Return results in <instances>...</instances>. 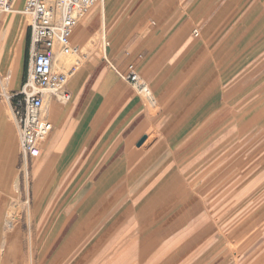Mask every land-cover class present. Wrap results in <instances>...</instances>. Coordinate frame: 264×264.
<instances>
[{
    "label": "crops",
    "instance_id": "obj_1",
    "mask_svg": "<svg viewBox=\"0 0 264 264\" xmlns=\"http://www.w3.org/2000/svg\"><path fill=\"white\" fill-rule=\"evenodd\" d=\"M18 9L0 26L1 71L27 19ZM98 30L112 66L98 49L68 81L70 100L50 99L52 130L30 163L38 264H237L238 226L258 223L238 209L264 179V0H102L71 41ZM10 114L0 94V210L19 181ZM22 263L18 225L0 234V264Z\"/></svg>",
    "mask_w": 264,
    "mask_h": 264
},
{
    "label": "built area",
    "instance_id": "obj_2",
    "mask_svg": "<svg viewBox=\"0 0 264 264\" xmlns=\"http://www.w3.org/2000/svg\"><path fill=\"white\" fill-rule=\"evenodd\" d=\"M18 1L21 2L20 12L29 17L25 20L28 34L26 72L21 86L7 94L6 101L10 104L19 144V181L15 192L21 186L28 193L30 163L52 130L45 112L47 104L51 98L60 102L70 100L67 83L91 55V52L84 51V46L72 43V29L92 6L102 0H0V25L4 15L15 10ZM194 34H197L196 30ZM97 45L102 49V61L111 67L105 54L107 40L103 33ZM62 57H71L73 61L70 64L62 62ZM3 79H9V75ZM127 80L145 100L154 103L150 88L137 71L131 69ZM28 202L27 197L21 203L12 204L4 220L5 229L13 227L23 211L21 206L27 209ZM28 236L29 246L30 234Z\"/></svg>",
    "mask_w": 264,
    "mask_h": 264
},
{
    "label": "rangeland",
    "instance_id": "obj_3",
    "mask_svg": "<svg viewBox=\"0 0 264 264\" xmlns=\"http://www.w3.org/2000/svg\"><path fill=\"white\" fill-rule=\"evenodd\" d=\"M22 16L25 17L24 14H22ZM97 20L99 23L98 17H97ZM25 25H26L25 21H23L21 36L15 42V49L12 52V56H11V59L9 60V64L6 65L4 70L2 71L0 70V74H1L0 75V94L4 98L5 101H6L7 94H11L12 90H17L12 85V79L16 77L17 64L15 63L14 65V62H12L11 60L14 61V58L17 54L16 52L24 46V42L26 39ZM99 27H100V24H97L98 29ZM100 36H101V30H98L94 34L89 35L87 37V39L89 38L90 41H86V43L81 44L82 46H84V51L87 50L91 52V55L88 58V60L81 66L89 62V60L92 58L93 53H95L98 49L101 50L100 49L101 47L97 45ZM3 43L4 41L0 40V51L2 50ZM102 55L103 54L100 51L99 53L100 58L102 57ZM72 59L73 58L71 57H62L61 61L70 64L73 61ZM9 72L12 74V77H10L7 80L3 79L7 75H10L8 74ZM6 103L10 107V104L7 101ZM10 117L13 120L12 114H10ZM246 148L249 149V147H245L244 150ZM15 181H16V178L10 180L8 191H6L2 195L3 206L0 210V234L3 231L9 232L15 227H17L18 225H20L21 234H22V250H23V263L22 264H38L37 243L35 241V236H34V231H33L34 230V218H33V213H32L31 175H30V180H29L30 183H29L28 193H25L22 190L21 186H20L19 191L15 192V189L18 184V182L15 183V185L12 188V185ZM27 197L29 199V202H28L29 206L27 207V209L26 207L21 206L23 211H21V214H20V217H18V220L13 224L12 228L5 229L4 220L12 204L14 202L21 203L24 200V198H27ZM0 200H1V196H0ZM243 201L245 202L244 207L242 209H238V222H240L241 219H245V218L249 219V221L247 222H253V219L255 218L257 219L258 223L254 222L255 224L251 226L250 225L249 226L247 225L238 226V234L242 235V237L238 239V241L230 243L232 246V249L237 251V254L234 255V261L237 262V264H264V211L260 214V212L258 211L259 209L258 210L255 209V207L257 206L259 207L264 201V179H261V178L259 179L258 186L257 188L253 190V193L249 195L244 194ZM232 229H234V226H228L227 232L228 233L232 232ZM28 234H30V239H31V244L29 246H28V237H29ZM39 264H42V263H39Z\"/></svg>",
    "mask_w": 264,
    "mask_h": 264
},
{
    "label": "bare ground",
    "instance_id": "obj_4",
    "mask_svg": "<svg viewBox=\"0 0 264 264\" xmlns=\"http://www.w3.org/2000/svg\"><path fill=\"white\" fill-rule=\"evenodd\" d=\"M16 4H18V5L20 6L21 2L18 1V2H16ZM14 8H15V7H14ZM16 9H18V8H15V10H16ZM19 9H20V8H19ZM19 9H18V10H19ZM19 11H20V10H19Z\"/></svg>",
    "mask_w": 264,
    "mask_h": 264
},
{
    "label": "water",
    "instance_id": "obj_5",
    "mask_svg": "<svg viewBox=\"0 0 264 264\" xmlns=\"http://www.w3.org/2000/svg\"><path fill=\"white\" fill-rule=\"evenodd\" d=\"M143 140H144V138H142V139L140 140V143H141ZM140 143H139V144H140Z\"/></svg>",
    "mask_w": 264,
    "mask_h": 264
}]
</instances>
